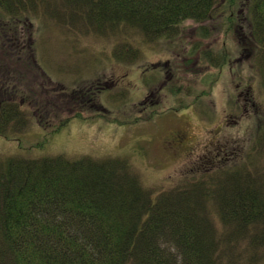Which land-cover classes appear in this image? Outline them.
<instances>
[{
	"label": "trees",
	"instance_id": "16d2710c",
	"mask_svg": "<svg viewBox=\"0 0 264 264\" xmlns=\"http://www.w3.org/2000/svg\"><path fill=\"white\" fill-rule=\"evenodd\" d=\"M47 17L95 33L142 37L135 39V48L127 36L115 51L118 60L140 57L144 43L176 41L188 21L200 25V40L219 29L238 37L242 31L239 42L245 36L252 51L238 47L259 59L264 77V0H0V39L6 35L0 49L2 137L15 138L38 119L28 108L32 97L41 94L20 95L30 89L31 80L47 76L52 82L37 61L35 45L36 20ZM219 20L221 27L214 26ZM193 45L187 63L197 56L220 74L229 64L226 40L221 51L203 42ZM220 74L202 80L212 89ZM188 95L185 86L173 81L168 110H186L205 97L202 91L193 100ZM74 98L79 99L76 91ZM159 113L133 121L113 119L124 125ZM81 117L76 112L74 118ZM71 119L47 127V134L59 132ZM255 143L257 148L254 143L243 148L248 163H236L243 151L237 158L225 156L222 164L159 195L122 157L0 155V264H244L246 254L250 264H259L264 260V120Z\"/></svg>",
	"mask_w": 264,
	"mask_h": 264
},
{
	"label": "rangeland",
	"instance_id": "374dc122",
	"mask_svg": "<svg viewBox=\"0 0 264 264\" xmlns=\"http://www.w3.org/2000/svg\"><path fill=\"white\" fill-rule=\"evenodd\" d=\"M222 22L214 26L221 27ZM36 24L37 61L52 82L47 76L31 80L30 89L20 93L41 94L32 97L33 105L28 108L36 111L38 119H32L29 129L15 138L0 136L1 156L39 159L64 155L75 160L122 157L139 174L143 185L159 195L181 186L196 172L222 164L225 156L237 158L243 151L236 163H248L244 160L249 152L243 148L253 143L254 148L258 147L255 140L264 120V77L257 64L259 59L254 55L250 60L238 47L244 45L252 51L245 36L239 42L242 31L238 37L219 29L208 40H200V25L188 21L176 41L144 43L140 57L118 60L115 51L131 34L95 33L48 17L37 19ZM134 36L131 40L138 48L135 39L140 41L142 37ZM5 37L0 39V49ZM224 40L230 61L222 76L197 56L187 63L194 42L219 51ZM206 74H220L212 89L202 80ZM173 81L185 86L190 100L200 91L205 97L186 110H168ZM61 86L66 94L59 92ZM84 89H90V94ZM74 91L79 99H73ZM157 104L160 106L155 108ZM155 110L160 113L149 121L124 125L116 122L146 118ZM76 112L82 117L74 118ZM68 118L72 119L66 127L47 134V127ZM241 248L247 245L243 243ZM246 255L244 264L250 262ZM258 263L264 264V260Z\"/></svg>",
	"mask_w": 264,
	"mask_h": 264
}]
</instances>
